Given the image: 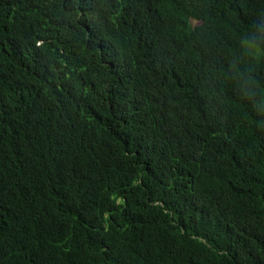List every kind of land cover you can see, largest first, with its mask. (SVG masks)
Segmentation results:
<instances>
[{
	"label": "trees",
	"instance_id": "16d2710c",
	"mask_svg": "<svg viewBox=\"0 0 264 264\" xmlns=\"http://www.w3.org/2000/svg\"><path fill=\"white\" fill-rule=\"evenodd\" d=\"M260 19L0 0V264H264V62L239 44Z\"/></svg>",
	"mask_w": 264,
	"mask_h": 264
},
{
	"label": "clouds",
	"instance_id": "9594fccd",
	"mask_svg": "<svg viewBox=\"0 0 264 264\" xmlns=\"http://www.w3.org/2000/svg\"><path fill=\"white\" fill-rule=\"evenodd\" d=\"M257 32L264 33V19L255 22L253 29L242 34L239 39L241 49L247 54L248 60L253 63L264 62V46L261 44L264 37H258ZM236 76L241 78V91L244 87L256 88V81L252 76L245 75L242 71H238L232 78L236 79ZM257 107L264 112V97L257 103Z\"/></svg>",
	"mask_w": 264,
	"mask_h": 264
}]
</instances>
